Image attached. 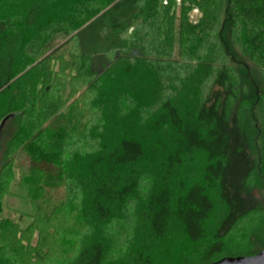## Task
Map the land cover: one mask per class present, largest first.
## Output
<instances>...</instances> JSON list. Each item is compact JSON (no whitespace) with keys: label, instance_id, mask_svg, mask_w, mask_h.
Listing matches in <instances>:
<instances>
[{"label":"trees","instance_id":"obj_1","mask_svg":"<svg viewBox=\"0 0 264 264\" xmlns=\"http://www.w3.org/2000/svg\"><path fill=\"white\" fill-rule=\"evenodd\" d=\"M181 1L183 11L203 13L191 37L214 38L227 16L232 26L243 25V51L264 69V0ZM171 8L166 0H0V127L7 119L0 130V210L16 159L21 185L36 204L33 228L44 241L51 215H64L80 199L87 211L78 215L84 223L79 250L64 264H142L143 257L152 264L171 227L197 251L195 259L184 260L176 247L172 264H213L264 249V207L249 187L256 171L252 139L232 117L229 72L217 71L210 91L187 111L172 98L159 99L156 84L174 56L171 26H162ZM71 36L58 47L60 37ZM70 44L71 69L95 94L92 109L104 122L89 136L99 140L94 152L73 151L67 158L81 115L74 102L63 112L62 78L51 60ZM174 84L191 95L182 78ZM146 133L164 149L160 164L148 169ZM261 138L264 155V128ZM197 152L206 157L200 181L176 184ZM261 168L264 174V159ZM62 187L68 191L56 202ZM217 207L222 213L213 225ZM6 225L0 222L1 244L11 230ZM1 244L0 264L24 263L22 241L19 254L7 251L16 242Z\"/></svg>","mask_w":264,"mask_h":264},{"label":"rangeland","instance_id":"obj_2","mask_svg":"<svg viewBox=\"0 0 264 264\" xmlns=\"http://www.w3.org/2000/svg\"><path fill=\"white\" fill-rule=\"evenodd\" d=\"M168 2L169 5H172L171 19L162 21V26H171L174 56L164 72L162 84H156L159 99L162 101L165 98H172L177 107L187 111L188 107L196 106L195 100L196 102L198 99L202 100L210 91L217 71L225 68L229 72L235 96L232 117H238L252 139L251 151L256 162V171L250 181V191L264 207V174L261 168L264 159L263 139L261 138L264 128V69L252 62L244 53L242 46L243 25L240 22L237 21L232 26L231 19L224 16L216 38H206L203 35H199L197 38L191 37L194 35L191 34V29L200 24L203 13L198 8L183 11L181 0H168ZM194 10H197V13ZM157 21L159 20L157 19ZM72 37L67 39L60 37L57 40L58 47ZM199 38L201 39L199 40ZM74 53V44H70L51 60L54 72L62 78L61 94L65 102L63 112L68 114L69 107L74 102L76 112L81 115L82 126L70 140V153L66 156L67 158L74 153L73 151L82 154L94 152L99 140L95 137L90 139L89 136L92 134L94 126L102 128L104 122L101 115L92 109L91 101L95 94L88 91L89 87L82 86L83 79L71 69ZM168 74H171V77H168ZM176 78H182L187 86L192 87L191 95H187L184 91H182L183 93L179 92L178 88L175 90ZM147 82L151 83V80ZM92 83L93 81L90 82V84ZM149 86L153 85L149 84ZM73 89L77 90L76 94L72 92ZM169 94L173 97H169ZM145 132L148 131L145 130ZM143 140L146 148V159L143 160V166L147 169L154 168L160 164L164 149L151 141L147 133L143 136ZM164 147L166 148V145ZM205 163L206 157L201 153L197 152L189 156L178 172L179 175L175 178L176 184H179L180 181L185 185L199 182L201 179L199 174ZM20 165L18 159L12 163V179L1 197L0 222L6 223V227L11 230L4 233L5 235L2 232L1 237L4 236L1 239L5 238L6 241L3 240L0 244L1 246H10L9 242H16V246L11 245V249L7 248V251L9 249L13 251V254H17L18 241H22L25 248V252L22 254L23 264H64L66 260L73 258L79 250V237L84 223L78 215L82 210L87 211V209L82 206L80 199H75L70 205L71 207L64 211V215H51V223L47 228L49 235L46 234L44 241V235L42 236L33 228L37 215L36 204L28 197L21 185L23 173L20 170ZM69 184L74 185L75 182L69 181ZM66 191H68L67 187L60 188L56 194V202L65 198ZM57 204L55 203V205ZM51 211H44V213L49 215ZM221 213L222 211L217 207L212 219L213 225L219 221ZM142 216L145 217V214ZM145 223L146 218L142 220V226ZM251 231L254 234V227ZM237 233L236 228L233 237H236ZM13 236L16 238H12ZM230 243L228 244L230 245ZM159 244L160 250L152 258V264H172L171 257L174 255L176 247L182 251L184 260H193L197 257V251L192 249L193 246L177 227H171L168 239ZM145 259L146 257H143L142 264H148ZM127 262L134 263V259H129Z\"/></svg>","mask_w":264,"mask_h":264},{"label":"water","instance_id":"obj_3","mask_svg":"<svg viewBox=\"0 0 264 264\" xmlns=\"http://www.w3.org/2000/svg\"><path fill=\"white\" fill-rule=\"evenodd\" d=\"M6 120L3 121L0 130L4 126ZM213 264H264V249L259 254L252 257L225 258Z\"/></svg>","mask_w":264,"mask_h":264},{"label":"built area","instance_id":"obj_4","mask_svg":"<svg viewBox=\"0 0 264 264\" xmlns=\"http://www.w3.org/2000/svg\"><path fill=\"white\" fill-rule=\"evenodd\" d=\"M167 1H168V0H166V2H167ZM177 1H180V0H177ZM194 12L197 13V10H194Z\"/></svg>","mask_w":264,"mask_h":264}]
</instances>
